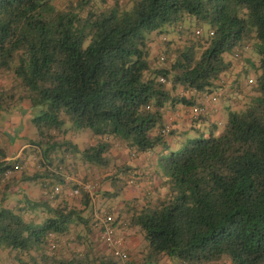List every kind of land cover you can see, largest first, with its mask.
I'll return each instance as SVG.
<instances>
[{
  "label": "trees",
  "instance_id": "obj_1",
  "mask_svg": "<svg viewBox=\"0 0 264 264\" xmlns=\"http://www.w3.org/2000/svg\"><path fill=\"white\" fill-rule=\"evenodd\" d=\"M0 76V122L27 114L35 129L14 159L0 146V264H264V0H0ZM199 123L207 135L183 141ZM103 184L137 188L104 211L146 240L128 259L94 225Z\"/></svg>",
  "mask_w": 264,
  "mask_h": 264
},
{
  "label": "rangeland",
  "instance_id": "obj_2",
  "mask_svg": "<svg viewBox=\"0 0 264 264\" xmlns=\"http://www.w3.org/2000/svg\"><path fill=\"white\" fill-rule=\"evenodd\" d=\"M177 33H172V32H170L169 34H168V36H167V39L169 38V39H171V38H176L177 39ZM152 43L150 44V46H151V51H152V55H157V53H159L158 51H160V47L159 46H161V44L159 43L160 42V40H159V37H157V35L154 37H152ZM231 78V77H230ZM7 81H9V78L5 81V78L4 77H1L0 76V85L1 84H7ZM243 101V100H242ZM242 101H240V104L242 103ZM227 101L226 102H224V104L225 105H227ZM223 104V105H224ZM231 109H234V108H231ZM227 114H228V110L226 111V110H223L222 112H220V117L221 118H226L227 117ZM218 116V115H217ZM214 120V119H213ZM29 122V121H28ZM27 122V123H28ZM200 124V123H199ZM30 125V132L32 133V132H34V127H33V125L30 123V124H28L27 125V127ZM26 126V125H25ZM208 128H209V123H205V124H200L199 125V127H198V130H194L193 128H190V129H188L187 131H185L184 132V134L182 135V139H183V141H186L188 138H191V137H194V136H197V135H199V134H202V135H207V133H208ZM88 130H86V131H76L75 132V135H72V133L70 132V131H68L66 134H65V137H68V138H70V139H72V140H74V141H77L78 143H83V142H86L87 140H89V137H88ZM27 133H29V131H27ZM8 136H11V135H8ZM12 136H14V135H12ZM15 139V138H14ZM26 140H25V138H22V139H19V140H16V142H21V143H24ZM181 142V141H180ZM183 143V142H182ZM179 144L177 143L176 144V146H178ZM30 146H28L27 145V148H29ZM114 151H115V153L117 154V152L119 151V150H117L116 148H114ZM126 153V154H125ZM124 155L125 156H127L128 155V153H127V151H125V152H121L120 154H118V156L117 157H122V158H124ZM34 161H35V159L29 154V158H28V163H29V167H28V169L29 170H31V172H33L34 170H35V164H34ZM56 162V161H55ZM55 162H54V165H53V168L55 167ZM67 163V164H66ZM56 167H57V165H56ZM63 168H62V171L64 172V173H67L66 175L68 176V177H74V178H76V179H82L83 178V175L81 174V172H80V170H81V167H79V169H77L76 168V171L74 172L75 174H70V171H74V165H73V163H72V159H71V157H66V161H65V165L64 166H62ZM69 173V174H68ZM72 175V176H71ZM95 180H99V176L98 175H96L95 176ZM52 186V185H51ZM99 185H97L96 187H98ZM62 188V187H61ZM103 188V189H102ZM111 188V186H109V185H105V184H103V187L101 186V190H96V193H95V195L96 196H94V198H95V205H96V207L98 208L99 206H101L102 204V206L100 207V211H105L106 209H107V204H116V205H118L119 206V204L121 205V202H122V200L124 199V197H128V198H131V196L133 195V193L135 192L136 193V191L137 190H135V189H137L135 186H132V187H130V188H125L124 190H123V192H121V193H119V194H117L116 196H105V194H103L101 191L102 190H104V189H110ZM63 189V188H62ZM70 188H67V191H69L70 192ZM61 192H62V190H61ZM61 192H59V193H61ZM138 192H140V191H138ZM93 193V192H92ZM22 194V193H21ZM44 194V193H43ZM139 194H141V192L139 193ZM39 198H42V197H39ZM38 198V196H37V198H35L36 200L37 199H39ZM13 203H14V200L12 201ZM106 204V205H105ZM40 213L39 212H37V211H35V212H33V217H35V218H37L38 220L40 219ZM124 230V226L123 225H119V227H118V231H117V236L119 237V238H121V239H123V235H122V231ZM124 234V233H123ZM125 235V234H124ZM130 236H132V235H130ZM95 238V237H94ZM93 238V239H94ZM132 239H134V240H140L141 241V245H142V247H126V246H124V248L126 249V251L127 250H130V251H132V252H136V254H137V252H139L143 247H145L146 245H147V242H146V240H144V238L142 237V236H140V239L138 238V236H136V235H133V237H131ZM62 240V239H61ZM95 240V239H94ZM95 241H97V240H95ZM63 254H66L67 253V251H66V249L65 248H62L61 250H60ZM4 258V257H3ZM165 259V258H164ZM6 263L8 264V262L6 261ZM164 264H180V263H175L174 261H171L170 259H165L164 260ZM217 264H228V263H217Z\"/></svg>",
  "mask_w": 264,
  "mask_h": 264
},
{
  "label": "crops",
  "instance_id": "obj_3",
  "mask_svg": "<svg viewBox=\"0 0 264 264\" xmlns=\"http://www.w3.org/2000/svg\"><path fill=\"white\" fill-rule=\"evenodd\" d=\"M26 109V108H25ZM180 111L177 110V114L173 115L172 112L168 109L166 110L165 113V120H167L168 122L171 121L175 116L176 119H180L179 116ZM220 113H218L217 117H220L219 115ZM216 117V116H215ZM180 121V120H179ZM28 115H21V114H15L13 117L9 118H1V122H0V126L2 127L0 130V146L4 147L5 150L7 151V157L5 158L6 160H11L14 159V157L20 156L24 153V150L27 148L28 143H21V142H16V140L22 139L24 136L28 135L29 133H27V131H30L29 126L28 125ZM180 124V122H178L176 124V126H178ZM26 125V126H25ZM11 135V136H8ZM14 135V136H12ZM15 138L13 144H11V142L9 143L7 140V138ZM171 139V138H169ZM172 141V140H171ZM178 142V141H177ZM177 142L173 143V146L175 147ZM159 149V148H158ZM157 157V154H153L152 156L149 157H145L142 156L141 158L135 159V163L136 165H139L141 167V169L144 171H147V167H149L154 161L155 158ZM151 163V164H150ZM23 185L21 186V188L23 187L25 190L28 191L29 196L31 198H38L42 197L43 194V190L41 189V187H39L40 183L37 181L34 182H29V181H25L22 182ZM141 185H143V183H140V187L138 189H141ZM16 188H20L19 185L16 186ZM22 194H18V196H22L24 193V191L21 192ZM126 232H124V234H126ZM130 236V234H128V236L125 235V238H123V246L126 247H139V245L141 244L140 240H134L132 239Z\"/></svg>",
  "mask_w": 264,
  "mask_h": 264
},
{
  "label": "built area",
  "instance_id": "obj_4",
  "mask_svg": "<svg viewBox=\"0 0 264 264\" xmlns=\"http://www.w3.org/2000/svg\"><path fill=\"white\" fill-rule=\"evenodd\" d=\"M214 100H218L217 97ZM15 167L18 168V165L15 164ZM79 186L84 190H93L97 186V182L89 180L87 182H80ZM50 190L52 193L57 194L61 192L62 188L58 184H53L50 186ZM79 191V187H76L70 190V194L77 195ZM97 218L98 221L96 220L94 225L97 229H100V235L103 241L108 245L113 254L123 259H128V253L123 246V240L117 236V228L111 223L112 216L104 211H98Z\"/></svg>",
  "mask_w": 264,
  "mask_h": 264
}]
</instances>
